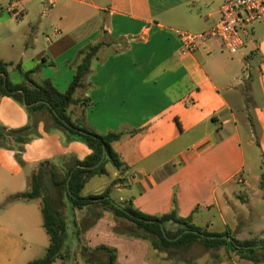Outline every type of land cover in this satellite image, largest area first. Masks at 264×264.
I'll return each instance as SVG.
<instances>
[{"label": "crops", "instance_id": "obj_1", "mask_svg": "<svg viewBox=\"0 0 264 264\" xmlns=\"http://www.w3.org/2000/svg\"><path fill=\"white\" fill-rule=\"evenodd\" d=\"M225 1L0 0V40L9 51L0 60L11 63V69L22 66L24 59L34 64L24 71L40 65L34 81L49 79L60 92L72 80L79 50L105 36L127 40L122 51L102 48L98 52L85 79L86 88L77 93L89 103L71 107L74 119L83 112L98 133H122L112 148L127 169L112 167L110 172L106 167L105 175L96 176L106 181L93 184L85 196L100 195L119 179L113 193L119 201L131 200L142 213L166 214L175 199L178 216L187 217L197 207L194 224L211 228L215 212L228 228L226 216L235 185L245 190L238 198L254 215L250 198L264 189L259 185L264 171V22L251 27L236 54L224 50L219 40L208 38L181 55L173 32L209 31L219 21ZM11 7L18 17L9 12ZM13 80L22 82V74ZM8 99L12 98L1 97L0 106ZM9 103L18 124L0 125L21 128L23 116ZM38 115L34 122L47 120L43 111ZM28 148L29 142L23 157ZM88 150L81 159L70 154L60 166L85 159ZM38 163L31 166V173ZM25 167L27 163L18 164L14 151L0 147V264H27L41 258L39 252H46L48 246L37 200L2 206L8 196L28 189L31 173L27 177ZM93 209L102 216L107 213ZM233 214L239 217L241 233L248 220ZM99 222H91L89 240L96 241L93 248L101 244L115 248L117 264H143L147 254L154 258L157 251L133 238L130 231L112 235L110 245L104 243ZM254 232L248 230L241 240L256 238ZM151 260V264H169ZM235 264L252 263L238 260Z\"/></svg>", "mask_w": 264, "mask_h": 264}, {"label": "trees", "instance_id": "obj_2", "mask_svg": "<svg viewBox=\"0 0 264 264\" xmlns=\"http://www.w3.org/2000/svg\"><path fill=\"white\" fill-rule=\"evenodd\" d=\"M127 40H109L107 36L95 43L88 44L78 52V59L74 65V73L68 88L60 92L49 79L35 82L33 75L38 73L41 66L31 70L22 71L19 64L16 68L22 74V82L13 83L9 78L11 63L0 60V98L10 97L26 107L28 112L46 111L51 124L60 129L67 139L81 140L90 149V154L83 160H75L69 167L60 166L46 160L38 163L30 177L28 189L25 192L8 196L2 206L16 201L39 202L42 223L48 237V246L45 255L29 261L27 264H70V249L66 245L68 240V219L72 214V224L76 233L82 231L83 220L93 218L98 220L102 213L93 208L112 212L115 219L129 223L133 230L130 235L138 240L146 241L152 249L165 253L173 258L175 251H186L193 245H198L204 251H218L224 249L227 255L233 253L238 260H246L252 264H264V240L261 238L238 239L229 228L223 231H211L207 227L193 223V213L187 217H180L176 211V201L173 208L162 215H149L135 208L131 200L116 201L111 195V189L119 183L115 179L108 184L100 195L84 196L82 194L88 181L96 176L107 173L106 167L111 165L117 171L127 168L120 162L112 145L122 137L121 132L98 133L84 119L83 112L78 118H73L71 107L86 105V98L77 96V93L86 88L85 79L91 72L93 60L102 48H109L112 52L126 49ZM25 96V102L23 101ZM28 105V106H25ZM33 124L21 128L8 129L0 125V147L14 151L18 164L25 166L23 152L29 142V134L34 129ZM264 168V157L262 159ZM46 181L56 189L63 192L72 205L66 216L60 214L51 195L46 190ZM260 187L264 186V171L260 176ZM75 209L85 212L77 215ZM72 210V212H71ZM90 211V212H89ZM172 223L174 229H167L166 224ZM96 254V255H95ZM91 257L84 260L85 264H117V250L106 245H98L91 251Z\"/></svg>", "mask_w": 264, "mask_h": 264}, {"label": "rangeland", "instance_id": "obj_3", "mask_svg": "<svg viewBox=\"0 0 264 264\" xmlns=\"http://www.w3.org/2000/svg\"><path fill=\"white\" fill-rule=\"evenodd\" d=\"M5 18L7 17V14H2ZM19 52H22L23 50H18ZM9 51L5 48V46L2 44V41L0 40V56H7ZM14 56V55H13ZM255 61V60H254ZM254 64V63H253ZM34 64L32 62H26L24 59V62L21 66V69L27 70L30 67H32ZM9 78L13 83H19V81L13 80L19 78L21 74L19 73V69H11L9 67L8 72ZM248 101V100H247ZM14 104L16 108H19L21 115L23 116V124H20L19 127H22V125L26 124H33L35 127L29 134V148L27 149L25 153V157H23V160H25V164L27 163V167H25L24 172L26 173L27 177L31 173V166L33 164L38 163L43 160H49L57 165H63L65 162H67L70 159V154L74 153L78 158H83L85 155L88 154V147L86 144L81 140H69L65 136V134L58 129L57 127L53 126L51 124L50 118L48 116V113L46 111H43L46 115V119L43 120H36L37 122H34V116L35 118L38 117V113L42 112H28L26 107L22 106L16 101H13L12 99H8V101H3L0 106V122L3 123H13L14 125L18 124V121L15 120L16 113L14 112V108L8 106V104ZM264 105V102L262 103ZM240 116H244V114H240ZM250 155V153H248ZM251 157V156H250ZM249 157V158H250ZM250 164L252 165L253 162L250 160ZM110 172L112 167L110 164L107 165ZM106 177H94L91 178L90 181L86 184L82 194L85 196L90 191L91 186L93 184H97L102 181H106ZM237 185L243 186V182L238 183L237 181H234ZM252 184V182L250 181ZM235 192L232 196V199L230 200V213L226 216L228 221V228L232 231L234 236L238 239H243L245 237V233L248 232V230H254V234H252V237H264V232L260 229L264 228V199L260 198V195L264 196V189L262 191L258 192L256 191V194L251 197V204L252 209L255 211L254 215L251 216V208H248L243 202L242 198H238L241 196L245 190H243L241 187H236L234 185ZM46 190L51 195V198L53 200V205L57 209V211L62 214L63 216H66L67 209H72V205L68 198L63 195V192H59L56 189H54L48 181H46ZM114 186L111 189V195L114 200L118 201V197L115 193H113ZM250 197V195H249ZM244 200V198H243ZM100 209V208H99ZM72 212V210H71ZM75 212L77 215L85 214L84 211L75 209ZM90 212V211H89ZM103 212V211H102ZM225 213V211L223 210ZM82 213V214H81ZM233 213H237L240 217H242L244 220H248V224L245 226L243 232L240 231V224H239V217H234ZM214 217H211V221L213 223V226L209 228V230L213 231H222L225 227L221 224V219L219 218L218 214L215 212L213 213ZM72 214L68 219V226L66 229L68 240L66 242V245L70 249V256L71 261L70 264H85L84 260L86 258L91 257V251L93 249V243L95 244L96 241H90L91 239L89 236L91 233H89V229H91V222L94 221L93 218H86L83 220L82 224V231L79 233H76V230L72 224ZM99 227L102 229L103 234L105 235L104 240H102L104 243H111L112 235H119V233H126L131 230H133L132 226L123 221L118 220L114 218V215L112 212H107L105 216H102L99 218ZM172 223L166 224L167 229H174ZM108 235V237H106ZM146 242V241H145ZM149 244L148 242H146ZM111 247V246H109ZM45 255V251L39 252V257H43ZM96 255V254H95ZM154 258L150 257L151 255L147 254L145 257H143L142 262L143 264H151V259H157V260H166L169 262V264H235L236 261H238L237 257L231 253L230 255H227L224 249H220L218 251H204L202 247L198 245H193L186 251H175V255L173 258L168 257L165 253L162 252H155L153 253ZM152 255V256H153ZM156 256V257H155ZM55 264H61V262L58 260Z\"/></svg>", "mask_w": 264, "mask_h": 264}, {"label": "built area", "instance_id": "obj_4", "mask_svg": "<svg viewBox=\"0 0 264 264\" xmlns=\"http://www.w3.org/2000/svg\"><path fill=\"white\" fill-rule=\"evenodd\" d=\"M52 3L46 6V9ZM9 12L18 17L14 7ZM219 21L207 32L194 34L183 30H174L181 45V55H187L196 45L208 38L220 41L222 48L230 54H236L244 47V38L256 23L264 22V0H227L219 9Z\"/></svg>", "mask_w": 264, "mask_h": 264}, {"label": "water", "instance_id": "obj_5", "mask_svg": "<svg viewBox=\"0 0 264 264\" xmlns=\"http://www.w3.org/2000/svg\"><path fill=\"white\" fill-rule=\"evenodd\" d=\"M23 101L25 102V96L23 95ZM25 106H28V105H25Z\"/></svg>", "mask_w": 264, "mask_h": 264}]
</instances>
